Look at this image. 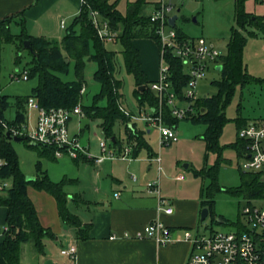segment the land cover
Segmentation results:
<instances>
[{
	"label": "trees",
	"instance_id": "trees-1",
	"mask_svg": "<svg viewBox=\"0 0 264 264\" xmlns=\"http://www.w3.org/2000/svg\"><path fill=\"white\" fill-rule=\"evenodd\" d=\"M147 0H133L128 2L127 9L122 12L117 0H84L81 11L73 18L66 29V33L60 43H56L45 36L30 34L25 27L20 32L12 31L11 22L13 16L0 18V68L2 65V48L5 42H16V61H21L22 51L28 50L30 59L24 68L28 69L29 78L38 76V83L28 95L17 96L13 104L9 102V94L0 92V117L8 124H15L25 119L26 100L29 95L37 97L39 102L46 107L53 105L74 106L81 102L82 87L85 84L84 66L89 57L98 64L95 70V79L100 82V90L95 94L93 103L83 105L86 114L91 118H100L102 132L106 136H114L113 141L121 142L120 137L114 130V124L118 119H126V114L120 108L122 92V80L116 73L121 68L118 51L106 46L94 27L91 20V10L98 9L107 18L111 25L120 28V34L114 41L122 44L121 54L123 64L127 71L132 72L136 81V97L138 106L156 104V96L149 86L148 79L141 65L140 51L135 45V37H153L158 42L156 32L157 22L152 21L150 13L145 11ZM246 0H235V19L237 26L231 29L228 42V51L220 58L222 76L213 80L218 87L212 95H202L199 102L198 114L192 116L196 121H203L207 124L204 137L210 148L220 151L219 137L224 124L229 118L226 115L225 107L230 101L236 84L245 81L250 74L246 71L243 63V50L247 42V34L244 29L247 24L261 27L257 16L246 10ZM157 5V4H156ZM264 19V15H259ZM264 21V20H263ZM181 35L186 33L177 28ZM254 34V31H250ZM31 41L32 49L24 46V41ZM69 58V61L66 60ZM71 59H75L76 79L67 81L62 79L60 72L68 69ZM171 79L175 89L182 92L187 83L188 76L185 75L181 61L170 57ZM253 76V75H252ZM255 80L259 78L254 77ZM264 82V78L260 79ZM145 85L144 89L140 86ZM104 100V103L102 101ZM13 107V113L9 109ZM128 118V117H127ZM169 122L178 123L179 118L168 117ZM244 123H241L239 127ZM129 128L134 127L129 125ZM126 128V138L133 144L134 154H138L141 147L148 148L150 155L152 151L144 138V130L131 131ZM37 148L39 157L56 159L54 147L39 143L30 144ZM236 147L239 154L247 151L245 139H238L231 144ZM0 156L5 158L7 163L2 167L3 175L13 178V185L0 197L1 205L7 207L6 224L8 228L4 231V237L0 240V264H21L22 243L32 241L36 249L44 253L45 237H53L54 232L50 227L44 226L39 218L34 201L28 193V186L32 185L38 189H45L53 194L58 203L59 213L64 222L77 227L79 236H86L90 223L84 224L81 219L68 207V193L65 185L68 178L60 180L52 179L46 170L42 169L41 160L38 159V173L33 179L28 180L27 174L21 169L13 139L5 132V125L0 120ZM79 159V158H77ZM82 159H84L82 157ZM87 159V158H86ZM89 160V159H88ZM218 166L214 165L207 170L197 173L207 174L213 178L212 183L206 188L208 197L204 199V206H211L214 203L213 194L220 189L217 181ZM264 171H247L242 173L243 183L235 188L234 192H244L247 197H264ZM203 206V207H204ZM210 214V213H209ZM222 217V216H221ZM223 223L231 221L225 217ZM213 220L220 222L213 216ZM234 224L240 225V218Z\"/></svg>",
	"mask_w": 264,
	"mask_h": 264
},
{
	"label": "rangeland",
	"instance_id": "rangeland-1",
	"mask_svg": "<svg viewBox=\"0 0 264 264\" xmlns=\"http://www.w3.org/2000/svg\"><path fill=\"white\" fill-rule=\"evenodd\" d=\"M114 1V0H113ZM129 0H117L118 7L125 12ZM160 1V0H154ZM172 8L168 10L169 17L177 14L175 27L191 36L204 35L214 41L224 53L228 51V42L233 26H237L235 19V0H166ZM158 3V2H157ZM156 3V4H157ZM149 12L151 13L155 8ZM246 10L253 16L259 17L261 27L247 24L243 30L247 34V42L243 50V63L249 75L242 83H237L234 93L225 107L226 115L229 118L223 126L219 137L220 151L216 148H210L204 137L207 124L203 121H196L192 116L180 119L177 123L179 139L170 144H159V131L157 127L147 132L146 141L152 151H155L162 157V166L168 175H174L178 170L184 171L186 179L181 181L171 180L164 175L161 177L163 183L170 188L174 187H202L204 189V199L208 197L206 188L212 183L213 178L207 174L197 173V171L207 170L214 165L218 166L217 181L220 189L215 190L213 194L214 203L211 206L210 214L205 220L200 221V228L209 231L210 225L221 229H232L238 222L240 210L244 204H248L249 199L257 205L264 206V197H247L244 192H234L233 190L243 183L241 167L245 160L243 154H239L236 147L231 144L238 139V127L241 123L264 117V19L259 15H264V0H246ZM146 11L148 7L145 8ZM12 31H19L17 28ZM250 31H254L250 33ZM143 54L151 63L152 69H160V54L156 45L157 41L153 37L143 39ZM106 46L118 51L121 68L116 75L121 78L122 92L121 104L127 109L135 111L138 109V100L135 89L137 87L135 76L132 72L127 71L123 64L121 49L122 44L118 41H107ZM17 44L16 42H5L2 48V65L0 68V86L4 93L9 94V102L13 104L17 96L28 95L33 91V87L38 83V76L28 79H14L10 77L11 72L17 68L22 71L30 59L28 50H23L21 61H16ZM155 57V59H154ZM154 59V60H153ZM95 60L87 59L84 66L85 90L82 92L81 103L90 105L96 93L100 90V82L95 79V70L97 69ZM62 79L73 81L76 79L75 59H71L68 69L60 72ZM222 76L219 69L212 65L200 80L199 90L202 95H212L217 92L218 87L213 80ZM104 103V100L102 101ZM199 106L202 102L198 103ZM13 111V107L9 109ZM11 114V113H10ZM128 117V118H127ZM36 111H32V121L35 122ZM131 122L130 117L126 115L125 120L118 119L114 124V130L119 135L125 137L126 128ZM136 122L137 125L134 123ZM134 127L129 128L131 131L147 130V126L142 120H135ZM99 120L96 122L89 116L82 118L83 127L90 124V127L80 136L82 144L89 146L93 153L99 152V137H104L102 129L99 128ZM75 131V123H71V133ZM13 143L18 155L21 169L27 175L38 173V159L41 160L43 170H46L52 179H62L63 177L77 176L80 170L77 163L72 157L63 155L57 159L48 157H39L36 147L30 145L31 141L22 139L14 140ZM151 156L147 147L139 149L138 154L132 161H126L122 165L127 175L133 172L139 180L152 181L157 177L156 161L150 160ZM84 160H88L84 158ZM91 161V160H89ZM152 162L151 179H147L148 167ZM189 164L185 167V164ZM87 165V164H84ZM155 177V178H154ZM264 178V173H263ZM147 179V180H146ZM209 207V206H208ZM213 216L218 219L225 217L230 223L217 222ZM242 221L245 222L244 218Z\"/></svg>",
	"mask_w": 264,
	"mask_h": 264
},
{
	"label": "built area",
	"instance_id": "built-area-1",
	"mask_svg": "<svg viewBox=\"0 0 264 264\" xmlns=\"http://www.w3.org/2000/svg\"><path fill=\"white\" fill-rule=\"evenodd\" d=\"M168 5L166 0L158 1L156 8L150 13L152 21L157 22L156 32L160 51L159 76L149 82L156 96V104L140 106L135 111L120 104L121 110L130 117L133 125L135 120L154 125L159 130V144H170L179 139L177 124L169 122L168 117L184 119L199 113V100L202 96L199 90L200 80L207 70L220 63L222 49L204 35H181L175 25L169 22ZM91 20L103 41H114L121 29L115 28L98 9L91 10ZM61 25L65 26L63 18ZM177 57L182 64L185 75L188 76L183 91L175 89L171 79L170 57ZM14 79H28L27 68L11 72ZM85 90V84L81 91ZM0 92L2 89L0 88ZM206 95V94H204ZM36 111L35 122L32 121V111ZM76 115L79 119L86 116L81 102L74 106L64 105L43 106L36 96L29 95L26 100L25 119L15 124H8L0 117L5 125V132L14 136H22L28 141L42 145L53 146L56 157L68 155L72 158H87L97 164L105 159H132L135 157L133 144L127 138L117 143L110 136L99 137V152L93 153L89 146L82 144L79 133L70 132V121ZM238 136L247 142L245 160L241 167L247 171H264V117L250 120L238 128ZM158 164L159 171L163 170L162 157L155 153L148 157ZM7 163L0 156V197L13 185V178L2 174V167ZM136 179V175H132ZM148 192L159 194L158 212L171 214L174 212L172 201L160 195L158 179L148 182ZM1 206V203H0ZM240 225L232 229H221L210 225L209 231L200 226L171 227L160 218L148 221L140 233L142 236L154 238L160 244L179 240H188L191 251L186 264H264V206L257 205L249 199L240 210ZM244 218L245 222L242 221ZM8 226L5 227V230ZM4 230V231H5ZM1 234V233H0ZM124 235H129L125 232ZM112 234L110 237H115ZM61 253L74 260L77 255V245L70 244L61 249ZM75 264V263H72Z\"/></svg>",
	"mask_w": 264,
	"mask_h": 264
},
{
	"label": "crops",
	"instance_id": "crops-1",
	"mask_svg": "<svg viewBox=\"0 0 264 264\" xmlns=\"http://www.w3.org/2000/svg\"><path fill=\"white\" fill-rule=\"evenodd\" d=\"M130 1L133 0L128 2ZM157 2L147 0L145 8L148 9L146 11L144 8L145 11L149 13ZM83 4L84 0H0V18L13 16L11 28L19 30L15 33L25 27L32 35L45 36L60 43L68 25L81 11ZM63 18L66 21L65 26L61 25ZM144 38L135 37L133 41L139 48L142 68L151 81L159 76V72L152 69L151 63L143 54ZM157 47L159 49L158 42L156 52ZM9 113L12 114L13 111ZM92 120H99L98 125L102 129L100 118ZM72 122L75 123L72 134L79 133L81 136L90 127V124L83 127L82 119L79 123L78 117L74 115L70 121V132ZM145 126L149 127L147 130L143 129L146 140L145 134L152 131L150 127L155 126L149 123H145ZM118 136L120 139L126 137L121 133ZM136 156L137 154L132 159H105L101 164L73 158L81 173L76 177L63 178L69 179L65 185L69 209L84 224L90 223L89 230L83 237L77 234L76 226L62 220L57 199L53 194L29 185L28 193L34 201L40 221L52 229L54 236L45 237L44 253L38 251L32 241L23 242L21 264H46L48 258L52 260L51 264H186L191 251L188 240L160 244L154 238L142 236L140 233L143 226L155 218L162 219L171 227L199 226L204 206V189L190 185L170 188L161 180L163 175L171 180L181 181L186 179V174L178 170L170 176L164 168L159 171L157 167L156 179L159 181L160 195L169 198L174 206L171 214L158 212L159 194L148 192V181L139 180L133 172L127 175L121 165L132 161ZM151 168L152 162L148 167V180L153 178L150 176ZM6 216L7 207L1 205L0 240L4 237L7 226ZM125 232L129 235H124ZM112 234L116 236L110 237ZM70 244L77 245L74 260L61 253V249Z\"/></svg>",
	"mask_w": 264,
	"mask_h": 264
},
{
	"label": "water",
	"instance_id": "water-1",
	"mask_svg": "<svg viewBox=\"0 0 264 264\" xmlns=\"http://www.w3.org/2000/svg\"><path fill=\"white\" fill-rule=\"evenodd\" d=\"M177 17H178L177 14H174V15L170 16V18H169V22H170L171 25H175V24H176V19H177ZM24 46L27 47V48H29V49H32L31 41H30L29 39H26V40L24 41ZM90 59H91V58L89 57V60H90ZM66 60L69 61V58H66ZM221 68H222V64H218V65H217V69L220 70ZM140 88H141V89H144V88H145V85H141ZM7 135H8L9 137H11L10 132H7ZM112 138H114V136H112ZM13 139H14V140H17V141H20V140H22L23 138H22V136H14ZM36 143H37V142H32V144H36ZM188 165H189L188 163L185 164V167H188ZM33 178H34V175H27V179H28V180L33 179ZM209 213H210V209H209V207H208V206H204V207L202 208V210H201V216H200V217H201V221L205 220V218L209 215ZM218 220H219L220 222H224V218H222V217H219ZM51 262H52V260H51L50 258H48V259L46 260V264H51Z\"/></svg>",
	"mask_w": 264,
	"mask_h": 264
}]
</instances>
